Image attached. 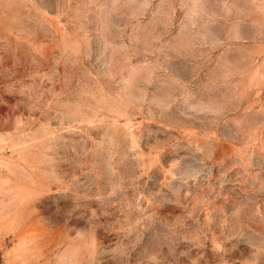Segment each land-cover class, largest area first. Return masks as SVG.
I'll use <instances>...</instances> for the list:
<instances>
[{
	"label": "rangeland",
	"instance_id": "rangeland-1",
	"mask_svg": "<svg viewBox=\"0 0 264 264\" xmlns=\"http://www.w3.org/2000/svg\"><path fill=\"white\" fill-rule=\"evenodd\" d=\"M0 264H264V0H0Z\"/></svg>",
	"mask_w": 264,
	"mask_h": 264
}]
</instances>
